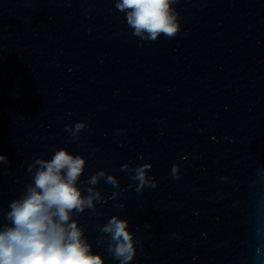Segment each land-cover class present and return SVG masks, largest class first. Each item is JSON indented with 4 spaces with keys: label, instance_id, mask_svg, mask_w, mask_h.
<instances>
[{
    "label": "water",
    "instance_id": "95a60500",
    "mask_svg": "<svg viewBox=\"0 0 264 264\" xmlns=\"http://www.w3.org/2000/svg\"><path fill=\"white\" fill-rule=\"evenodd\" d=\"M173 7L179 33L141 41L115 0H0V226L28 164L66 148L85 157L82 194L100 169L123 189L102 216L73 214L105 264L113 215L137 241L130 264H264V0ZM147 161L157 186L137 193L120 168Z\"/></svg>",
    "mask_w": 264,
    "mask_h": 264
},
{
    "label": "clouds",
    "instance_id": "9594fccd",
    "mask_svg": "<svg viewBox=\"0 0 264 264\" xmlns=\"http://www.w3.org/2000/svg\"><path fill=\"white\" fill-rule=\"evenodd\" d=\"M177 2L115 0V8L125 14L134 36L141 41H155L161 35L171 39L179 33V13L173 7ZM87 127V122L80 120L74 125H65V131L73 141H78L81 131ZM123 131L117 129V134ZM0 163H7L5 155H0ZM85 164L84 156L74 155L66 148L56 150L51 159L37 156L28 164L29 173L35 169L32 182L25 186L19 198L10 202V210L6 213L10 223L0 226V264H105L104 256L92 251L83 226L73 214L79 215L87 209L102 216L103 213L97 211V202L103 206L108 199L116 200L123 189L115 174L100 169L87 179V194H82L77 181ZM152 167L151 161L134 167L125 163L120 170L127 171L130 179L138 182L135 191L140 193L146 187L157 186V180L148 174ZM170 175L180 178L179 164L172 165ZM102 179L114 189L110 198H105L96 187ZM132 187L130 183L128 188ZM115 206L123 208L124 204L117 202ZM128 225L129 219L113 215L99 227L98 245L103 244V237H106L107 252L119 264H130L137 252V241Z\"/></svg>",
    "mask_w": 264,
    "mask_h": 264
}]
</instances>
